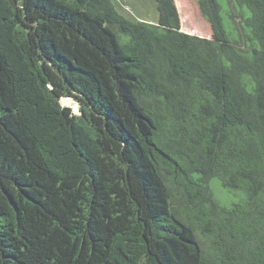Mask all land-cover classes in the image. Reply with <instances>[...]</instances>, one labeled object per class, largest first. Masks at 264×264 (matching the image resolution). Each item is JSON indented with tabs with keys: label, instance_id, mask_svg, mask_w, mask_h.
Here are the masks:
<instances>
[{
	"label": "trees",
	"instance_id": "trees-1",
	"mask_svg": "<svg viewBox=\"0 0 264 264\" xmlns=\"http://www.w3.org/2000/svg\"><path fill=\"white\" fill-rule=\"evenodd\" d=\"M153 1L0 0V264H264V0Z\"/></svg>",
	"mask_w": 264,
	"mask_h": 264
},
{
	"label": "rangeland",
	"instance_id": "rangeland-1",
	"mask_svg": "<svg viewBox=\"0 0 264 264\" xmlns=\"http://www.w3.org/2000/svg\"><path fill=\"white\" fill-rule=\"evenodd\" d=\"M122 1L125 9L133 15H141L144 19L154 20L158 16L153 0H119ZM180 12L182 21V30L197 34L200 36L210 37L212 29L210 23L201 13L198 0H175ZM121 3V4H122ZM128 5H126V4ZM132 7V8H131ZM64 105H73L76 112L79 106L72 98H63L61 100ZM220 193L219 187H217ZM222 194V193H221Z\"/></svg>",
	"mask_w": 264,
	"mask_h": 264
}]
</instances>
